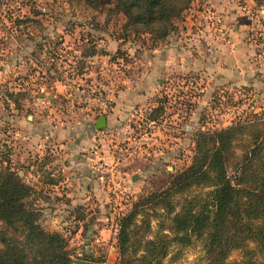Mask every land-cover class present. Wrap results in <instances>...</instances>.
<instances>
[{
	"label": "rangeland",
	"instance_id": "374dc122",
	"mask_svg": "<svg viewBox=\"0 0 264 264\" xmlns=\"http://www.w3.org/2000/svg\"><path fill=\"white\" fill-rule=\"evenodd\" d=\"M126 21L109 0H100L96 7L86 0H0V172L9 167L33 188L27 202L38 212L40 226L63 235L72 264L76 259L119 264L120 223L138 205L130 225L128 258L139 238L132 232L135 226L147 238L170 233L162 227L170 224L166 211L153 202L144 204V198L167 188L192 164L198 132L224 129L252 114H264V0H193L164 41L126 31ZM125 35L126 41L122 39ZM169 47L181 51L182 69L168 71L163 87L150 98V103L164 107L157 130L144 136V117L151 107L144 104L121 116L125 119H120L121 134L110 128L100 135L108 147L114 139L125 140L129 135L138 141L137 150L151 154L148 177L139 186L129 182L122 188L118 203L110 192L102 208L96 209L100 204L92 200L74 205L65 195L57 200L56 193L63 192L65 185L56 188L50 180L64 179L68 173L59 163L52 164L46 150L35 151L39 139L34 148L28 145L30 138L19 134L14 117L22 110L31 114L35 102L48 112L47 99L52 95L54 126H80L81 122L86 127L110 114L129 83L143 84L151 67L158 71V55ZM227 47L240 57L232 55L228 62ZM192 60L201 67L192 68ZM206 61L210 69L202 66ZM40 94L45 95L40 98ZM70 95L72 102L65 99ZM44 129L30 134L41 137ZM78 138L65 134L54 140L55 144H76ZM159 156L165 159L157 167ZM201 192L197 189L193 194ZM177 201L184 200L177 197ZM98 218L105 226H94ZM238 258L240 252L235 251L230 260ZM207 263L197 240L186 247L172 244L161 264Z\"/></svg>",
	"mask_w": 264,
	"mask_h": 264
},
{
	"label": "trees",
	"instance_id": "16d2710c",
	"mask_svg": "<svg viewBox=\"0 0 264 264\" xmlns=\"http://www.w3.org/2000/svg\"><path fill=\"white\" fill-rule=\"evenodd\" d=\"M86 1L94 7L100 3ZM109 1L126 17V31L164 41L193 0ZM163 111L158 104L148 120L157 121ZM197 189L201 194H193ZM32 191L11 168L0 172V264H72L63 235L40 226L38 212L27 202ZM177 197L184 201L176 202ZM144 199V204L153 202L166 211L171 220L162 227L170 233L147 238L135 226L132 232L139 238L128 258L130 225L138 205L120 223L119 264H161L172 244L186 247L197 240L207 264H264L259 259L264 257V114H252L224 129L198 132L192 164L167 188ZM139 249L143 254L137 257ZM235 251L240 258L231 261Z\"/></svg>",
	"mask_w": 264,
	"mask_h": 264
},
{
	"label": "crops",
	"instance_id": "0c3cea01",
	"mask_svg": "<svg viewBox=\"0 0 264 264\" xmlns=\"http://www.w3.org/2000/svg\"><path fill=\"white\" fill-rule=\"evenodd\" d=\"M226 49L228 52H226L224 55L227 57L228 62L232 57V55L238 58L240 57L237 51L235 54L234 50L230 51V47H227ZM188 55L190 54L188 53ZM181 57H182V53L181 51L176 49V47L164 48V52H161V54L159 53L158 55L159 58L157 63L158 71L154 70L151 67L148 72L146 81L143 84L135 82L136 84L132 83L131 85L129 83L127 89L123 92L122 95L119 96L118 102L117 100H115L114 103H117V105H115L114 109L110 111L109 115L105 116L107 119V126H106L107 129L104 128L98 130L96 128L97 121L89 122L88 124H86L87 125L86 127L81 126L82 125L81 122H79L80 126L70 125L68 127H62V128L54 126L53 114L55 113L54 112L55 106H53V102H55V98H54L55 96L52 95L49 96L51 97L49 101L47 99L48 108H49L48 112L46 111L44 113L40 109V106H38L40 102H35L36 104L31 105V109L33 111L31 114L25 115L24 110H22L21 111L22 113L14 117L15 125L16 127H18L17 129L19 134H24L28 136L30 138L31 144L28 143L29 141L28 142L25 141V142L28 143V145L33 146L37 144L35 143L36 139H39L40 146L38 148L37 147L34 148L33 146L35 151L43 152L44 150H46L48 152L47 154L51 155V157L53 158V160L51 159L52 164H55L56 162L59 163L60 168L63 171L65 170L66 173H68L64 177V179L62 178L58 181L54 179L50 180L52 185L56 188L62 184L65 185L63 192L61 190L60 192L56 193L57 200L58 197L65 195L67 201L72 202V204L74 205L76 203L82 204L92 200L94 202L96 201L97 204H100L98 206L95 205L96 209L102 208V206H105V203L108 202L106 197L107 195L109 196L110 192L114 194V203H118L116 200L119 197V192L122 193L121 190L122 188H126L127 184L129 185V182L132 183V186L134 185L139 186L140 183L145 180L144 178L148 177V171L151 169L150 161L152 160L149 158L151 157L150 153L147 155V154H142L139 151L130 160L118 164L112 180L106 182L99 181L96 178L93 170V161L91 154L94 149L99 148V150L102 149V151L105 153L104 155L109 156L108 146H106L107 144L104 141L105 136L101 137L100 135L104 130L109 131L110 128L114 129V134L115 132H119L121 134V131L123 129L121 128L123 126L121 121L125 120L121 118L123 114L125 113L127 114V112L131 113L132 111H135L138 106L144 104L146 105L148 104V106H151L149 107L148 110H146V113L148 115L150 114V112L154 109L153 107L157 106L156 102L154 103L149 102L150 98L153 96L155 92H158L159 89L163 87L162 79L167 78L166 76L168 75V71L173 70V72H176L182 69V62L180 61ZM191 58L194 60L195 57L193 56ZM194 63L191 64L192 68L194 67L196 68L198 66L201 67V65H199L198 63L195 64ZM201 64L203 68L210 69L209 66H207L208 68L205 67L206 65L209 64V62L207 61L201 62ZM231 69L232 68H230L229 66L228 70L231 71ZM156 77H158L157 80ZM221 77L223 78L224 76ZM44 95L45 94H40V98L43 97ZM65 99L71 102L73 101L71 95L70 97H66ZM122 111L124 113H122ZM86 117L89 116L86 115ZM90 119H93V116ZM43 126L45 128L44 129L45 132L43 133L44 134L43 136L38 137L37 135L30 134L37 131V129H40ZM125 133L128 134V132ZM65 134L79 136L78 138L79 142L76 144L61 143V142L55 144V140H54L55 136L65 135ZM131 138L132 137L129 135L128 137L125 138V140L121 139V141L122 140L127 141ZM114 140L119 141L120 139L119 140L114 139ZM111 144L112 143L110 142V145ZM46 145L47 148L45 147ZM55 156L59 157L57 161L55 159ZM109 158L111 161V157ZM157 159L158 162H156L155 165H157L158 167L160 163L164 161L165 156H159ZM111 184H113V186H111ZM95 211L97 212V210ZM107 214L112 215V213L110 212H107ZM94 222H95L94 226H100V225L105 226L104 220L101 218H98V220H94Z\"/></svg>",
	"mask_w": 264,
	"mask_h": 264
},
{
	"label": "built area",
	"instance_id": "2783aa9c",
	"mask_svg": "<svg viewBox=\"0 0 264 264\" xmlns=\"http://www.w3.org/2000/svg\"><path fill=\"white\" fill-rule=\"evenodd\" d=\"M144 120L147 124L144 136H149V134L157 130V122L148 120L147 116L144 117ZM138 144V141L132 138L127 141L115 140L114 143L108 147L109 156L104 155L105 153L102 149H94L91 157L96 178L103 182L112 180L118 164L130 160L139 152L137 150L139 149ZM109 157H111V161Z\"/></svg>",
	"mask_w": 264,
	"mask_h": 264
},
{
	"label": "water",
	"instance_id": "95a60500",
	"mask_svg": "<svg viewBox=\"0 0 264 264\" xmlns=\"http://www.w3.org/2000/svg\"><path fill=\"white\" fill-rule=\"evenodd\" d=\"M107 126V119L105 116H100L96 122V128L98 130L104 129ZM74 264H99L96 261L86 260V259H76L74 260Z\"/></svg>",
	"mask_w": 264,
	"mask_h": 264
}]
</instances>
